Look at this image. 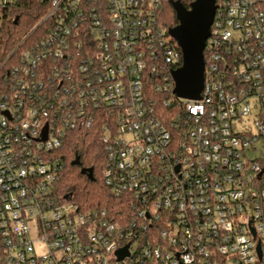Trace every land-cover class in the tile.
Listing matches in <instances>:
<instances>
[{"label": "built area", "instance_id": "built-area-1", "mask_svg": "<svg viewBox=\"0 0 264 264\" xmlns=\"http://www.w3.org/2000/svg\"><path fill=\"white\" fill-rule=\"evenodd\" d=\"M218 1L198 101L164 99L182 52L162 0H52L48 39L4 56L0 37L8 264H264V0ZM91 127L131 215L57 190L53 153Z\"/></svg>", "mask_w": 264, "mask_h": 264}, {"label": "trees", "instance_id": "trees-1", "mask_svg": "<svg viewBox=\"0 0 264 264\" xmlns=\"http://www.w3.org/2000/svg\"><path fill=\"white\" fill-rule=\"evenodd\" d=\"M95 1V0H92ZM196 0H162L160 20L168 30L178 25L176 12L172 2H180L187 9ZM219 1L217 2V5ZM52 6V0H12L7 8L0 30L1 46L8 56L19 47L22 51L27 45L40 43L49 38L52 20L43 22ZM43 23V24H41ZM23 43V44H22ZM171 43L180 52L177 42ZM206 57V54H205ZM183 66V55L177 64H174L168 75L170 78V93L164 99L172 100L174 82L169 72L176 71ZM163 99V98H162ZM101 129L91 127L74 131L61 148L53 155L55 161L61 167L57 179V190L62 196H70L80 209L87 211L93 209L114 212L116 214L131 211L123 206V202L113 197L110 190L104 185L101 174L106 164V151L101 139ZM93 169L94 181L83 174V170ZM0 264H8L3 251L0 248Z\"/></svg>", "mask_w": 264, "mask_h": 264}, {"label": "water", "instance_id": "water-1", "mask_svg": "<svg viewBox=\"0 0 264 264\" xmlns=\"http://www.w3.org/2000/svg\"><path fill=\"white\" fill-rule=\"evenodd\" d=\"M218 0H196L187 9L180 2H172L178 25L169 30L183 55V66L172 72L174 95L180 99L198 101L205 83V57L207 42L215 20ZM94 181L93 169L83 170ZM128 247L118 251L122 260L128 255Z\"/></svg>", "mask_w": 264, "mask_h": 264}]
</instances>
